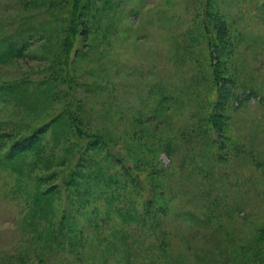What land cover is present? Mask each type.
Returning <instances> with one entry per match:
<instances>
[{
	"label": "rangeland",
	"instance_id": "rangeland-1",
	"mask_svg": "<svg viewBox=\"0 0 264 264\" xmlns=\"http://www.w3.org/2000/svg\"><path fill=\"white\" fill-rule=\"evenodd\" d=\"M60 1L0 0V264H264V0H93L68 86Z\"/></svg>",
	"mask_w": 264,
	"mask_h": 264
},
{
	"label": "trees",
	"instance_id": "trees-1",
	"mask_svg": "<svg viewBox=\"0 0 264 264\" xmlns=\"http://www.w3.org/2000/svg\"><path fill=\"white\" fill-rule=\"evenodd\" d=\"M60 3H62V7H66L65 10H63V16L60 17L59 24L56 23V20H51L50 15L46 14L43 16V20L35 21L36 17L34 18V21L26 18L18 23V25L15 27L13 31V37H18L21 39V44L26 45L28 40L32 37L38 36L41 39L47 40L49 43H56V45L59 46L58 52H56V59L64 58V60L61 62L62 67L64 69L65 74L63 76H59L55 74L53 76L55 81H58L60 79V83L66 84L67 86L70 83V80L66 77H70V73L68 70V57L70 52L76 47V44L78 40L81 38L82 41L86 39L88 36L89 30H90V24L89 21L93 19V12L95 11L96 5L93 0H61ZM111 5H109L110 7ZM111 8V7H110ZM94 15L96 16V13L94 12ZM51 18H53L51 16ZM213 20V27L215 28L212 31V34H214V37L216 36H226V24H224L223 21L220 20V22H216L215 18H212ZM213 37V36H212ZM211 37V40L214 41V39ZM216 42V41H214ZM48 56L49 52H45ZM58 53V54H57ZM2 54V53H1ZM4 54V53H3ZM42 81H46V78ZM9 87H11L8 84ZM8 86L0 85V91H4V95L2 97H5L7 94ZM263 96L260 97L261 104L264 108V93ZM211 121L216 126V120L210 116ZM215 121V122H214ZM40 138H37V135L35 134V131L28 134L18 135L17 137H14L12 142L8 143L6 145L7 154L10 158H17V156H20L24 152H32L33 154H37L40 150V148L37 147L38 142ZM27 150V151H25ZM102 167L97 168L96 172L104 173ZM95 172V173H96ZM89 176L93 175V171L91 173H88ZM108 179L107 182L109 185L114 184V186H122L123 184L118 183L119 178L107 174ZM71 174L69 172L67 173L65 177V181L69 180L68 178H71ZM68 184V183H67ZM123 187H126L124 185ZM104 189H101V192L105 195L107 193L103 192ZM53 192L52 188H48L44 190V192L38 191L35 193V197L39 201H45L49 202L51 198H53ZM51 197V198H50ZM50 198V199H49ZM123 201V200H122ZM126 202H130L131 200H124ZM124 204V203H122ZM132 203L130 204V206ZM131 207H125L123 206L122 209H125V211L128 212V209ZM97 209H94L93 211H96ZM122 213V212H121ZM131 213V212H129ZM72 213H64V216L62 217V224H65L67 222V218L71 217ZM136 218L138 216L136 215Z\"/></svg>",
	"mask_w": 264,
	"mask_h": 264
}]
</instances>
